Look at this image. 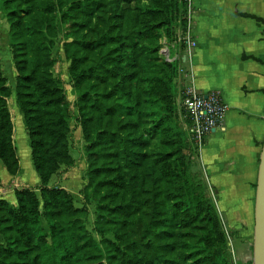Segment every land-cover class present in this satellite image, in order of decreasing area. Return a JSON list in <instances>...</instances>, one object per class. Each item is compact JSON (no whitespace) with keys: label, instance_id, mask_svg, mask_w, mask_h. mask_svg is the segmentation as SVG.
Here are the masks:
<instances>
[{"label":"trees","instance_id":"trees-1","mask_svg":"<svg viewBox=\"0 0 264 264\" xmlns=\"http://www.w3.org/2000/svg\"><path fill=\"white\" fill-rule=\"evenodd\" d=\"M141 1L0 0L41 184L39 196L17 191L15 207L0 200V264H231L217 208L183 153L188 138L197 149L186 111L185 130L173 102L177 63L165 62L158 50L156 28L168 24L167 2L153 0L157 11L134 16ZM57 11L69 21L73 40L66 54L88 144L86 198L98 204L101 243L88 232L74 197L49 188L50 170L73 164L66 150L71 103L50 72ZM6 83L0 58V164L17 176ZM157 139L171 151L154 160Z\"/></svg>","mask_w":264,"mask_h":264},{"label":"crops","instance_id":"crops-1","mask_svg":"<svg viewBox=\"0 0 264 264\" xmlns=\"http://www.w3.org/2000/svg\"><path fill=\"white\" fill-rule=\"evenodd\" d=\"M192 22L194 44L184 59L185 86L217 93L229 107L222 125L199 152V162L211 179L215 204L227 223L249 227L264 140V0H193ZM0 58L4 75L16 84L9 26L1 20ZM19 123L23 125L21 118ZM30 170L22 163L14 177L0 164V200L17 206L10 182L30 187L29 180L40 185L34 175L27 178ZM245 243L251 246L250 240ZM242 248L238 256L245 264V244Z\"/></svg>","mask_w":264,"mask_h":264},{"label":"rangeland","instance_id":"rangeland-1","mask_svg":"<svg viewBox=\"0 0 264 264\" xmlns=\"http://www.w3.org/2000/svg\"><path fill=\"white\" fill-rule=\"evenodd\" d=\"M166 2V6L162 9L164 10L166 17H168V24L165 27L156 28L157 32L161 35L158 41V50L160 56L165 60V62H169L168 59H170L171 62L169 63H177V75L173 82L175 87V97L173 102L176 106L177 114L180 117V125H182L186 130L187 127L182 116V102L184 97L183 91L185 88L186 76L184 58L187 52L184 38L186 37L188 28L187 23L190 5L188 0H166ZM135 6L138 8V10L134 12V16L140 15L141 11H157L156 3L153 5V0H144L141 1L140 4L136 3ZM56 17L57 34L53 39L55 44L51 54L53 66L51 67L50 72L53 78L60 83V87L63 89L67 100L71 103L73 116L71 120L68 121L70 133L67 139L66 150L73 164H61L53 167L49 174V188L64 190L74 197V206L77 209L83 210L85 213L84 222L88 232L98 243H101L103 238L98 233V204L96 201L86 198V192L89 191L91 185L90 178L88 177V144L82 129L81 113L78 108V97L76 95L72 77V60L66 54V45L73 40L69 30V21L64 18L65 15L57 11ZM0 20L5 21L8 26H10L5 14L1 10ZM154 25H157V22H154ZM164 49L168 50V56L163 54ZM176 55L178 58L173 61ZM5 73L6 75L12 76V74L7 71ZM6 87L8 89L7 109L14 122L13 142L17 149L19 159H21V164L23 163L26 169L29 167L31 168V172H27V178L31 180L34 175L37 179H39L34 169L33 162L29 158L30 140L25 127L22 112L17 101V85L14 83V80L9 79L8 81L7 79ZM20 118L23 120V125L19 123ZM168 151H171V148H167L162 140L157 139L155 140L154 146L151 149V155L154 160H158ZM183 153L189 156V161L191 164L190 173L195 183L199 184V182H201L203 184L208 197L211 198L215 204V188L212 185L211 179H209V177L204 172L205 169L203 165L201 162H199V152L195 150L193 146H191L189 138L188 143L184 147ZM178 166L179 164L177 162L173 163V167L176 169ZM27 182L30 184V187H24V185H20V183L15 182H10V187H12L14 190L16 189V192L25 189H31L39 196L41 184L35 186L32 181L28 180ZM217 211L221 222L222 232L224 233L226 243L228 244L224 257L229 258L231 264H235V262L238 264H243L240 262L238 255L241 254V249H243L242 244H245V254L242 253L244 256L243 259H247L248 264L251 263L253 250L252 244L254 237V220L251 221L249 227L232 226L227 223L225 217L218 208ZM238 221L239 220H235V222ZM107 238L114 239V236L109 234L107 235ZM246 240L251 241V246H246Z\"/></svg>","mask_w":264,"mask_h":264},{"label":"built area","instance_id":"built-area-1","mask_svg":"<svg viewBox=\"0 0 264 264\" xmlns=\"http://www.w3.org/2000/svg\"><path fill=\"white\" fill-rule=\"evenodd\" d=\"M190 5L188 15V28L186 37L184 38L186 43V56L191 54V49L194 44L193 39V0H188ZM165 53H168L167 49H164ZM178 58L176 55L173 61ZM171 62L170 59H168ZM184 97L182 107L187 113V117L190 120L188 127V134L191 142L196 147L197 151L200 152L205 146L207 138L222 125L229 107L225 104L222 97L217 93L204 92L197 90L194 86L186 87L183 91ZM235 264H238L235 262ZM248 264V263H245Z\"/></svg>","mask_w":264,"mask_h":264},{"label":"water","instance_id":"water-1","mask_svg":"<svg viewBox=\"0 0 264 264\" xmlns=\"http://www.w3.org/2000/svg\"><path fill=\"white\" fill-rule=\"evenodd\" d=\"M252 249V264H264V140L256 185Z\"/></svg>","mask_w":264,"mask_h":264},{"label":"bare ground","instance_id":"bare-ground-1","mask_svg":"<svg viewBox=\"0 0 264 264\" xmlns=\"http://www.w3.org/2000/svg\"><path fill=\"white\" fill-rule=\"evenodd\" d=\"M163 54H166V53H165V50H163Z\"/></svg>","mask_w":264,"mask_h":264}]
</instances>
